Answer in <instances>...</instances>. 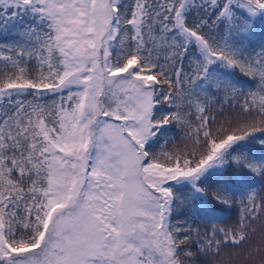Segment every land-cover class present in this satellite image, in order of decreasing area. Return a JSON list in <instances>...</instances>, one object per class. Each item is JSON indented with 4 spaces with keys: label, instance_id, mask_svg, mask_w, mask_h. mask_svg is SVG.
<instances>
[{
    "label": "snow or ice",
    "instance_id": "snow-or-ice-1",
    "mask_svg": "<svg viewBox=\"0 0 264 264\" xmlns=\"http://www.w3.org/2000/svg\"><path fill=\"white\" fill-rule=\"evenodd\" d=\"M0 61V264H264V0H0Z\"/></svg>",
    "mask_w": 264,
    "mask_h": 264
},
{
    "label": "trees",
    "instance_id": "trees-1",
    "mask_svg": "<svg viewBox=\"0 0 264 264\" xmlns=\"http://www.w3.org/2000/svg\"><path fill=\"white\" fill-rule=\"evenodd\" d=\"M3 61H0V65H2ZM252 87H255V85H252ZM159 149V145H157V150ZM217 215L220 217L227 218L231 216L233 219L236 217V212L233 209H228L227 211H217Z\"/></svg>",
    "mask_w": 264,
    "mask_h": 264
}]
</instances>
